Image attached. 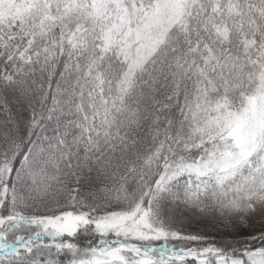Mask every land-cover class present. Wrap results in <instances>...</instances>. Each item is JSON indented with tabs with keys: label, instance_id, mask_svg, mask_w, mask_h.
<instances>
[{
	"label": "snow or ice",
	"instance_id": "obj_1",
	"mask_svg": "<svg viewBox=\"0 0 264 264\" xmlns=\"http://www.w3.org/2000/svg\"><path fill=\"white\" fill-rule=\"evenodd\" d=\"M0 264H264V0H0Z\"/></svg>",
	"mask_w": 264,
	"mask_h": 264
}]
</instances>
